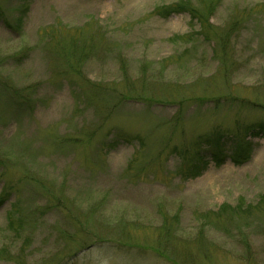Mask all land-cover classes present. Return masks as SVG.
Returning a JSON list of instances; mask_svg holds the SVG:
<instances>
[{"label": "rangeland", "instance_id": "rangeland-1", "mask_svg": "<svg viewBox=\"0 0 264 264\" xmlns=\"http://www.w3.org/2000/svg\"><path fill=\"white\" fill-rule=\"evenodd\" d=\"M2 81L0 264H264V0H0Z\"/></svg>", "mask_w": 264, "mask_h": 264}, {"label": "trees", "instance_id": "trees-1", "mask_svg": "<svg viewBox=\"0 0 264 264\" xmlns=\"http://www.w3.org/2000/svg\"><path fill=\"white\" fill-rule=\"evenodd\" d=\"M188 12L190 15V18L193 20L196 19V21L200 25V30L198 34L203 37L206 41L210 42L212 40H215L216 45L219 47V53L221 55V58L219 56V53L215 51V56L217 57L218 61H223L224 57L227 55V45L229 42L228 35H223V33L219 31H214L210 25H209V17L208 16H200L195 11L190 10L188 8H179L178 4L174 6H167L159 8L157 14L161 17H167L171 14H178V13H184ZM20 22V20H18ZM4 24H7V22H3ZM3 85V88L5 91H7L12 96V103L13 105L18 108L22 104L19 102L17 98V93L13 88L9 85V83L0 82ZM30 100L23 101V103H29ZM242 104L249 105L251 107H255V104L242 100L240 102ZM261 110L264 109L259 106ZM232 138L229 140L230 143L225 141V139H228V136L224 137L220 133H212L207 138H205V143L207 144V152H209V159L217 166H220L224 163V161L227 158H230L231 161L234 163H240L242 158H247L249 153L246 151L248 147L250 146V143L248 141V137H264V117L254 123L246 124L240 128L239 133L231 134L229 135ZM241 158V159H240ZM190 176H198L200 174L199 166L193 165L191 169L187 172ZM44 193L45 192H41ZM6 194V191H3V194L0 195V206L2 205L4 201V197ZM48 205L46 206V208ZM54 208V207H53Z\"/></svg>", "mask_w": 264, "mask_h": 264}]
</instances>
